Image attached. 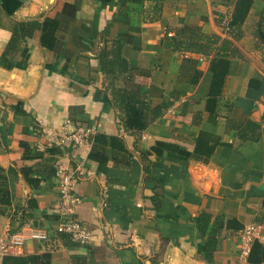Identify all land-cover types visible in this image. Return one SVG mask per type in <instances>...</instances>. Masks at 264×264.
Instances as JSON below:
<instances>
[{"label": "crops", "instance_id": "crops-1", "mask_svg": "<svg viewBox=\"0 0 264 264\" xmlns=\"http://www.w3.org/2000/svg\"><path fill=\"white\" fill-rule=\"evenodd\" d=\"M16 3L10 14L0 0V239L25 242L5 264H264V0ZM190 28L204 46L177 50ZM117 43L142 100L162 107L144 130L125 127L107 88L100 57ZM221 54L229 73L210 100ZM83 126L87 142H63ZM202 133L215 147L206 158ZM61 169L80 176L75 217L88 244L59 231ZM252 224L260 234L244 261Z\"/></svg>", "mask_w": 264, "mask_h": 264}, {"label": "trees", "instance_id": "trees-1", "mask_svg": "<svg viewBox=\"0 0 264 264\" xmlns=\"http://www.w3.org/2000/svg\"><path fill=\"white\" fill-rule=\"evenodd\" d=\"M15 0H2L3 7L10 13L13 14L15 9L19 6L20 3H16L13 9H9V6L14 3ZM189 32H186V35L190 34L189 41L187 42H179L177 46V50H180L182 47L187 50H197L201 51V48L204 46L203 44H199L195 42L196 35L199 36V31L188 29ZM197 32V34H196ZM204 38V35L201 33L200 35ZM224 45L226 48L228 47L227 42ZM116 48L114 52H112L113 58L110 59L109 56L111 52L106 50L102 53L100 59L102 64V71L106 77V80L109 81L107 86L108 89L112 91V99L114 101L115 106L119 108L120 111L124 114V124L127 129H137L144 130L147 125V113H151V120L154 121L158 119L162 115V107L157 106L153 109L142 100L141 87L136 84V76L138 70L131 67L130 63L127 59L122 56V45L117 43L114 45ZM224 47V48H225ZM229 60L226 58L225 54H221L219 58H215V61L212 65V73L213 80L210 91V100L211 98L218 97L223 89L224 82L229 73ZM123 80L124 84L129 87L128 88H117L116 82ZM210 137L207 134L202 133L197 140L196 146V155L203 157H210L211 153L214 151V145H210ZM217 145V144H216ZM164 143H157L156 147H154V151L160 153L159 147H165ZM5 179V178H2ZM212 216L207 213H203L200 218V226L202 229V233H206V229L211 221ZM223 219L217 218L216 227H214L213 233L210 235V239L208 241V249L215 248L217 244V232L220 231L222 227ZM231 224H228V227ZM257 241L254 242L253 248H255ZM252 248V252H253ZM251 252V254H252ZM251 257V255H250Z\"/></svg>", "mask_w": 264, "mask_h": 264}, {"label": "built area", "instance_id": "built-area-1", "mask_svg": "<svg viewBox=\"0 0 264 264\" xmlns=\"http://www.w3.org/2000/svg\"><path fill=\"white\" fill-rule=\"evenodd\" d=\"M92 134L89 127H79L73 132L63 130L61 138L63 142L71 143L74 146L87 142ZM80 176L76 170L61 169L57 175L58 185L61 189V200L57 206V214L64 218L60 232L67 233L74 242L88 244L91 240V233L88 228L75 217V209L80 203L77 195V184ZM260 234L259 225H249L241 232L240 255L242 260L247 261L251 255L253 244ZM37 238L44 236L34 235ZM25 240L20 234H8L5 238L0 239V264H5L9 256L20 255L24 249Z\"/></svg>", "mask_w": 264, "mask_h": 264}]
</instances>
